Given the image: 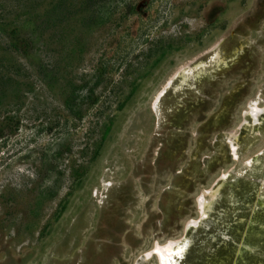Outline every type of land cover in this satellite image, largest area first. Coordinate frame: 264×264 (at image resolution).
I'll list each match as a JSON object with an SVG mask.
<instances>
[{
  "label": "rangeland",
  "instance_id": "1",
  "mask_svg": "<svg viewBox=\"0 0 264 264\" xmlns=\"http://www.w3.org/2000/svg\"><path fill=\"white\" fill-rule=\"evenodd\" d=\"M223 174L172 264H264V0H0V264H157Z\"/></svg>",
  "mask_w": 264,
  "mask_h": 264
},
{
  "label": "bare ground",
  "instance_id": "2",
  "mask_svg": "<svg viewBox=\"0 0 264 264\" xmlns=\"http://www.w3.org/2000/svg\"><path fill=\"white\" fill-rule=\"evenodd\" d=\"M212 58H213L212 62L217 63L216 65H219L221 63V56H219V54H215L214 57H212ZM204 66H205V64L199 60H195L191 64L182 65L180 68H178V70H176V72L173 76V79H176L175 87L179 86L180 91H182L184 89L186 90L188 83L189 84L195 83L201 78L203 71H204ZM184 85H186V86H184ZM177 92H179V91L175 90V93H177ZM158 96H159V94H158ZM259 110L262 111V109H259ZM248 113H249V116L251 117V119L253 120V123H254V121L256 120V116L258 114L257 108L256 109H255V107L249 108ZM242 123H243V125H242L243 128L248 127V125L246 124L245 121ZM253 162L247 161L244 167L251 168L253 166ZM220 177H221V179L217 182V184L215 183L216 184L215 186H213V187L210 186L208 189L203 191V195H202V193H200L201 196L198 197V202H197L198 217L195 220L188 221L185 224V226H184V233L185 234L177 240L169 241L163 245L157 244L154 247H152L151 252L154 253L157 264H172V262H171L172 258L177 259V257L181 258L184 255V251H185L187 244L189 242V238H188L189 231H191V229H193L194 227H196L197 225H199L203 222V219L209 214L208 211L210 210L211 205H212L215 197L217 196V192H218L220 186L223 185L224 183H226V181H227L225 179L224 174L221 175ZM206 225L209 226L210 223H207ZM148 254H149V252H148Z\"/></svg>",
  "mask_w": 264,
  "mask_h": 264
}]
</instances>
